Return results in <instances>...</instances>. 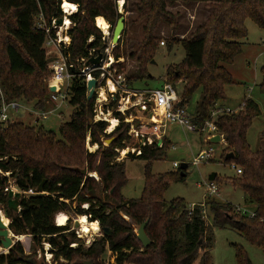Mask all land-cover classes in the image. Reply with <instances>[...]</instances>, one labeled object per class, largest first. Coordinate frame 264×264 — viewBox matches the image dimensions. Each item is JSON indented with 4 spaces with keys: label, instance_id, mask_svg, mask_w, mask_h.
<instances>
[{
    "label": "trees",
    "instance_id": "trees-1",
    "mask_svg": "<svg viewBox=\"0 0 264 264\" xmlns=\"http://www.w3.org/2000/svg\"><path fill=\"white\" fill-rule=\"evenodd\" d=\"M64 0H0V89L5 103L23 101L34 104L36 110L46 112L50 95L45 83L52 77L50 67L53 57L47 54L45 46L48 36L36 28V18L43 13L50 25L53 19L64 17L61 4ZM77 5L78 13L70 20L69 31L72 42L66 54L71 61L89 58L90 51L103 53V33L96 26V19L103 18L111 28L122 16L117 12L113 0H65ZM130 0H125L126 5ZM134 8L143 14L146 25L144 39L138 44L133 58L138 63L137 75L127 77L128 86L147 76V65L156 56L161 46L156 31L160 23L176 26V16L167 10L176 3H204L209 7V16L195 32L184 40L169 39V45L182 44L186 56L177 66L167 68L166 83L176 87L184 84L181 104L186 105L193 95L201 91L198 110L193 122L199 126L211 119L213 110L222 109L226 101V89L234 84L230 68L243 53L248 38L247 19L253 20L264 30V0H136ZM125 5V6H126ZM55 36V32H52ZM93 39L92 42L90 40ZM90 47V48H89ZM117 45L114 58H123ZM95 53V55H96ZM123 68L120 63L116 65ZM121 74V72L119 71ZM94 77L99 78L100 72ZM260 90L264 94V67L261 69ZM69 104L75 109L70 122L63 124L59 136L54 132L34 129L20 123L10 124L0 133V169L11 172L16 179L15 187L24 193L21 212H8V198L3 195L8 180L0 176V204L5 206L11 220L9 229L17 236L30 235L34 246L48 243L55 260L66 264H108V250L116 257L115 264H213L211 253L215 247L214 228H230L244 240L264 252V133L259 149L251 150L247 134L253 121L261 115L259 106L246 99L238 113H221L216 118L217 133L225 146V163L241 167L240 177L229 180L234 187L242 189L246 201L253 204L255 216L250 218L236 212V207L216 201L205 207L211 218L205 219L202 205L191 211L181 199L168 206L164 198L171 181L184 182L181 169L161 175H153V164L162 160L170 146L164 141L163 148L139 146L141 155L128 153L127 158L145 161V187L139 199L127 200L121 190L127 184L125 163L118 161V150L125 149L130 125L124 117L115 112L121 121L112 134H106L107 122H95L94 105L96 96L88 100L85 77L77 76L71 81L68 91ZM113 101L109 108L117 106ZM50 105V104H49ZM98 145L95 153L87 148V139ZM103 138H114L105 146ZM233 153L234 158L227 160ZM87 170V176L81 174ZM98 173L100 181L89 175ZM218 180L216 179L214 182ZM43 184V193L38 188ZM101 188L105 199L89 198L92 190ZM30 190L34 195H25ZM77 207L74 208V204ZM87 206V209L83 208ZM205 211H207L205 209ZM86 216L89 222H99L103 236L85 247L69 224L57 226L59 214ZM133 224H149L146 233L151 240L143 248L134 233ZM110 229L106 236L103 229ZM77 244L76 248H72ZM238 264H252L242 246L236 245ZM21 243H17L8 254L0 255V264H31Z\"/></svg>",
    "mask_w": 264,
    "mask_h": 264
},
{
    "label": "rangeland",
    "instance_id": "rangeland-1",
    "mask_svg": "<svg viewBox=\"0 0 264 264\" xmlns=\"http://www.w3.org/2000/svg\"><path fill=\"white\" fill-rule=\"evenodd\" d=\"M137 3L138 1L136 0H130L124 8L122 16L126 19V26L118 44L123 55L120 62L123 68H116L118 72L120 71L121 74L128 78L137 75L138 63L136 57L133 58V55L137 52L138 44L144 39L143 29L146 25V21L142 16L148 12V10L145 11V13L137 11V9L134 8V5ZM208 7L209 6L204 3L195 4L182 2L167 7V10L176 16L177 25L172 26L170 24L160 23L156 31V36L160 38L161 42L165 41L166 45L158 48L154 60L147 65L148 73L146 78L136 80L133 85L129 87L131 91H153L163 87L167 77V68L182 64L186 56L182 44H174L171 47L168 40L175 39L180 41L189 37L190 34L195 32V30L208 18ZM246 29L248 38L243 47V54L238 57L234 66L230 68L234 78V84L226 89V101L222 103V109L239 112L246 99L254 101L259 106L261 115L253 121L252 127L247 134V141L251 150L256 152L259 149L261 135L264 133V94L260 90L262 82L261 69L264 67V30L260 29L251 19H247ZM109 40L112 41L111 33ZM47 82L45 86H47ZM176 88L181 98L184 92V84L182 82L177 83ZM65 91L63 87L62 93H65ZM200 99L201 91H198L187 104V111L190 116L194 117L196 115ZM19 106V112H16L14 109L9 110L8 115L11 124L20 123L36 130L42 129L46 132H54L58 138H60L59 130L61 126L70 122L71 116L75 112V109L68 101H59L58 111L49 114L47 119L38 120L37 118L43 113L42 111L36 110L34 104L21 101L19 102ZM45 106L47 109L46 111L57 108L48 103H45ZM116 109L117 106L110 108V112L113 113ZM106 111L107 110H103L104 113H106ZM113 115L114 116L111 115V117L109 116L108 118L116 119L117 117L115 114ZM100 118L104 117L100 116ZM127 119L132 121L131 117H127ZM108 125L107 134L110 135L113 132L109 131L111 125L109 123ZM209 134L210 131H205L202 134L183 132V130L177 126L168 125L167 140L170 146L165 157L153 164L151 172L153 175L177 172L178 169L173 167L174 163H178L179 165L188 164L189 167L186 170L187 177L184 182H170V186L164 194L166 205L168 206L172 201L177 199L183 200L189 210L196 206L204 205V209L207 210L206 213L209 222H211L212 216L209 215L205 205L212 201L230 204L232 207L251 213V206L254 205L246 201L242 189L234 187L233 184L229 183V180L240 177L236 173L235 167H233L235 164L225 163V155L228 153L225 151L224 144L209 143L210 140L207 138ZM111 139L114 138H103L104 145L109 146L106 141ZM90 141V138H88L86 148L90 153H95L99 146H93ZM139 146V141L134 137H130V139L125 142V149L118 150V161H124L127 178V184L121 190V194L127 200L141 198L145 187V167L147 163L141 159L127 158L128 153H134L133 151ZM173 146L176 147V150L172 148ZM210 149H213L215 152L213 158L209 161L202 159L201 164L195 166L194 161L199 157L200 153L202 151H209ZM237 167L241 168L239 166ZM213 174H216L218 177L216 184L220 196L210 199L208 197L207 186L209 184V178ZM89 176L94 178L97 182L100 181V177L96 172ZM91 192L92 195H89V198L100 197L105 199V194H102L101 188H97L95 191L92 190ZM76 207L77 203L74 204V208ZM64 214L71 219L69 226L75 230L77 235H80L85 247H89L87 243L91 245L94 241L103 236L99 222H96L99 224V232L84 235L80 229L81 224L79 223V217L75 214ZM124 219L132 225L134 233L137 236L139 225L133 224L126 216H124ZM87 220L89 221V219ZM213 231L215 237V247L211 253L213 264H238L236 245L243 247L252 264H264V252L249 244L235 230L230 228H214ZM26 237L24 242L20 243L26 255L29 256L32 261H36L37 264H66L62 259L55 260L54 256H52V258H46V253H51V249L47 246L49 245L48 243H43L41 246H34L32 237L30 235H26ZM28 242L29 244H27ZM23 243L27 245L24 246ZM110 252L111 251L108 250L106 259L108 264H113L115 263V257L112 256L113 254ZM0 253L3 252L0 251ZM47 259H50V261L48 262ZM195 264H199V261Z\"/></svg>",
    "mask_w": 264,
    "mask_h": 264
},
{
    "label": "built area",
    "instance_id": "built-area-1",
    "mask_svg": "<svg viewBox=\"0 0 264 264\" xmlns=\"http://www.w3.org/2000/svg\"><path fill=\"white\" fill-rule=\"evenodd\" d=\"M113 1L115 2L117 12L120 15H123L126 5L125 0ZM65 2L66 1L64 0L61 4V11L64 14L63 23L61 25H58V19H53L49 25L43 13H40L36 18V28L40 31H44L48 36L45 44L48 51L47 54L48 56H53V60L50 65L52 69V77L47 82V89L50 95L49 104L54 105L55 108L57 107L56 109L46 111L48 113L42 112L43 114L37 118L38 120L47 119L49 114H53L58 111L59 101H69L68 91L70 89L72 79L77 76H82L85 77L86 84H88V82L93 79L97 81V88L95 91L96 101L94 105V121L109 123L106 117H111V115L114 116V112L120 113L123 117H125L124 122L130 125L128 135L130 137L136 138L142 147L152 146L154 143H156L160 148H163L164 141L166 140L167 136L168 125L177 126L181 128L183 132L202 134L205 131H210V134L207 137L208 140L216 135H219L217 133L218 129L215 120L217 116L223 112L234 113L231 110L216 108L212 112L211 119L199 126L193 122V117L188 114L187 106L181 104V98L178 94L177 88L173 85L164 82V85L161 89L144 92L131 91L129 89L127 77L123 74H120L116 68V65L120 64L121 59L116 60L113 56V51L116 46L112 45L111 41L109 40L111 25L108 22L109 28L107 29V32L101 29V27L98 25V18L95 22L97 28L103 33V42L105 44V49L102 53L103 59L100 65H87L90 59L96 58L98 56L94 50L90 51L88 59L81 58L71 61L68 54H66V51L69 49L72 42L68 33L74 26L70 20V17L78 13L79 7L75 5V7H77V11L71 10L68 12L65 9ZM66 18L69 19L70 25L67 24ZM53 31L55 32V36L52 35ZM92 41L93 39L90 40V42ZM165 45V41H162L161 46ZM95 72H100L99 78L97 79L93 75ZM63 87L66 90L65 93H62ZM52 89H54V91H51ZM102 93H104L106 96L104 100L101 99ZM113 101L118 102L117 109L112 113L110 112L111 110L109 107ZM243 106L244 104L242 107ZM10 109H14L16 112H19L20 106L16 103H5L2 91L0 89V133L11 124L8 115ZM103 110H107L106 113H104ZM100 116H103L104 118H100ZM127 117H131L132 121H129ZM116 121L118 123V127L121 121L117 118ZM105 133L107 134V130ZM221 143H223V139ZM172 148L176 150V147L173 146ZM133 152L138 156L141 155L140 150L136 149ZM214 154L215 152L213 149H210L209 151H202L199 157L195 159L194 165H200L202 159L207 161L211 160ZM1 161L2 159H0V162ZM180 166L181 165L178 163L173 164V167L176 169H180ZM233 167H235L236 173L238 175L242 174L241 168H238L236 165ZM0 176L6 178L9 183L3 191L4 196L8 198V194L11 191L20 192L24 195L23 192L16 189V179L13 178V174L11 172H3L0 169ZM207 189L208 197L210 199L220 196L216 182H209ZM34 194L35 193L33 190L25 193V195ZM202 207H204V205H202ZM84 208L87 209L85 206ZM193 209L190 210L192 211ZM6 212L5 206L0 204V215L4 224L9 228L11 220L9 217H7ZM236 212L246 215L250 218L255 216L253 212L248 213L247 211H243L239 208H236ZM203 215L205 219L208 218L205 209L203 210ZM10 232L12 231L10 230ZM78 237H80V235H78ZM87 244L89 247L92 245H89L90 243ZM47 246H49L48 248L51 249L50 245ZM71 247L76 248L77 244H73ZM1 254L2 253H0V255ZM52 256V253H46V258H52ZM47 261L49 262L50 259H47Z\"/></svg>",
    "mask_w": 264,
    "mask_h": 264
},
{
    "label": "water",
    "instance_id": "water-1",
    "mask_svg": "<svg viewBox=\"0 0 264 264\" xmlns=\"http://www.w3.org/2000/svg\"><path fill=\"white\" fill-rule=\"evenodd\" d=\"M125 17L121 16L119 20L117 21L116 26L110 29V33L112 34V45L117 46L122 38V34L125 30ZM63 23V18H61L58 22V25H61ZM90 48V47H89ZM103 59V54L101 52L98 53V56L96 58L90 59V61L87 63V65H100L101 61ZM97 88V81L95 79L91 80L87 84V90H88V100H91L95 96V91ZM51 91H54L52 89ZM114 139L107 140V144L110 145ZM222 138L220 135H216L212 138H210L209 143H221ZM234 154L231 153L227 156V160L233 159ZM189 165L188 164H182L180 166L181 169V176L185 177V171L188 169ZM81 174L84 176H87L88 172L87 170H82ZM216 179V174H213L209 178V182H214ZM38 193H43V184L38 188L37 190ZM92 195V193H91ZM23 199V194L20 192H14L11 191L8 194V201H7V207H8V212H10L11 215H17L21 212V200ZM8 212H6V215L8 217ZM149 220H147L145 223L139 226L137 230V238L142 244L143 248H148L151 244V240L148 237L146 233V228L149 224ZM103 232L106 236H111V231L110 229H103ZM17 235H15L13 232H10V229L4 224L2 217L0 215V248L4 251L2 254L6 255L10 252V250L20 241L17 239ZM31 264H37L36 261H29ZM84 264H91L90 262H86Z\"/></svg>",
    "mask_w": 264,
    "mask_h": 264
},
{
    "label": "bare ground",
    "instance_id": "bare-ground-1",
    "mask_svg": "<svg viewBox=\"0 0 264 264\" xmlns=\"http://www.w3.org/2000/svg\"><path fill=\"white\" fill-rule=\"evenodd\" d=\"M65 3H66L65 4V9L68 12H70L71 10L77 11V7H75V5H72V4L68 3V2H65ZM66 22H67L68 25H70V22H69V19L68 18H66ZM97 23L101 27V29H103L105 32L108 31L107 29L109 28V26H108V23L105 21V19H103V18L100 17V18L97 19ZM105 98H106L105 94L102 93L101 99L104 100ZM106 118H107V120L109 121V123L111 125L110 128H109V131L110 132H113V130L117 127V124L118 123H117L116 119H111V118L109 119L108 117H106ZM67 221H68V216L64 214L61 217H59L58 222H57V225L58 226H66L67 225ZM5 222H6V220H5ZM79 223L81 224V226H80L81 227L80 228L81 229V232L84 235H90L91 233H94V232L97 233V232H99V224L96 223V222L90 223L87 220L86 216L79 217ZM21 238H23V237H20V239ZM0 251L4 252L1 248H0Z\"/></svg>",
    "mask_w": 264,
    "mask_h": 264
},
{
    "label": "crops",
    "instance_id": "crops-1",
    "mask_svg": "<svg viewBox=\"0 0 264 264\" xmlns=\"http://www.w3.org/2000/svg\"><path fill=\"white\" fill-rule=\"evenodd\" d=\"M191 17H192V15H191ZM243 54V53H242ZM51 57H53V56H51ZM231 74H232V71H231ZM242 107V106H241ZM232 111V110H231ZM232 112H234V113H238V111H232ZM166 139H167V136H166ZM255 209H256V207L255 206H251V212H255ZM62 215H64V214H59L57 217H56V225H57V222H58V219H59V217H61ZM20 237H23V238H21L20 239ZM25 238H27L26 236H19L17 239H19V241L20 242H24V240H25ZM24 244V243H23ZM27 244H29V242L27 243ZM27 244H24V246H26Z\"/></svg>",
    "mask_w": 264,
    "mask_h": 264
}]
</instances>
